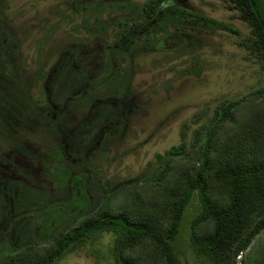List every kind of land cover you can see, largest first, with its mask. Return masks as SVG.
I'll use <instances>...</instances> for the list:
<instances>
[{
	"label": "rangeland",
	"instance_id": "374dc122",
	"mask_svg": "<svg viewBox=\"0 0 264 264\" xmlns=\"http://www.w3.org/2000/svg\"><path fill=\"white\" fill-rule=\"evenodd\" d=\"M5 1L3 15L11 23L18 40L20 63L17 75L20 82L28 80L27 75L33 78L32 72L40 68L45 75L50 67L54 71L53 64L63 51L71 53V58L75 59L67 70L64 68L69 77L74 76L73 79L68 77L75 82L74 90L82 89L84 83L87 87H103L96 77L105 71L102 60L109 54L114 56L115 65L125 63L124 72L129 70L131 73L124 94L107 95L101 89L91 105L80 107L68 103L62 120L57 118L48 130L30 126V123L23 127H15V123H11V137H5L0 131V149L18 152L12 157L17 161L10 167L20 175L19 178L29 181V184L19 182L21 187L18 192L26 184L31 195L36 197L41 193L48 199L41 203L44 207H39V210L31 208L30 213L44 209L50 214L55 210L63 213V221L51 233L67 228L97 208L117 211L136 203L148 204V199L158 192L156 181L150 178V174L162 163L159 155L179 142L182 127L185 128L187 150L173 156L167 173L163 174L167 179L181 170L193 171L196 167L193 158L196 146H191L196 137L198 141L209 138L211 153L215 152L213 139L224 140L236 127L234 132L237 136L246 137L244 129L228 119L221 122L214 119L216 112L220 114L222 103L246 96L231 113L244 122H250L252 118H257L259 111H264V69L254 56L248 54L241 42L249 33V25L237 15L238 8L232 5V0H172L179 8L191 10L192 14L188 15L189 11L181 14L174 12L171 16L160 13L152 21L153 29H147L146 34L141 29L139 35L129 36L125 51L112 46L107 53L105 43L113 38L111 23L97 31L83 24L95 18L109 21L110 17L119 14L128 17L130 14H123L128 12L127 8L140 7L144 0H128L130 3L124 9L120 3L124 0ZM260 3L264 6V0ZM144 5L147 7L148 3ZM198 12L203 17L198 18ZM6 50V46H0L2 53ZM51 80L54 81V75ZM37 81L31 88L35 96L43 90V78H37ZM92 108L109 109L108 118L103 119L99 129L87 133L79 146L69 144L70 132L75 134L70 131L69 125L80 117L85 119L93 111ZM213 125L214 129L207 132ZM53 130L61 131L64 135L61 138L66 140L53 136ZM74 137L81 138V134L77 133ZM60 142L68 149L64 157L58 154ZM65 166L76 173L78 180L75 183L80 187L85 185L86 203L81 201V195L78 196L80 198L75 197L74 182L69 186ZM6 171L9 170L0 172L2 186ZM2 192L0 187V194ZM12 199L0 197V217L3 207L7 213L10 208L13 209L12 203L26 200L24 196ZM200 208L201 203L194 194L184 210L174 240L181 264H208L194 254L189 239L190 219ZM32 216L45 224L42 214ZM0 225V243L7 239V234L11 239L16 237L14 229L17 225L8 226L6 232H2L4 223ZM31 225L28 221L20 230V237L11 242L14 248L27 239ZM210 226L211 222L204 220L196 225L194 231L200 234L209 230ZM10 228L14 231L11 232ZM96 237L94 241L67 252L54 264H111L108 259L109 235ZM263 250L264 227L237 258L252 261Z\"/></svg>",
	"mask_w": 264,
	"mask_h": 264
},
{
	"label": "trees",
	"instance_id": "16d2710c",
	"mask_svg": "<svg viewBox=\"0 0 264 264\" xmlns=\"http://www.w3.org/2000/svg\"><path fill=\"white\" fill-rule=\"evenodd\" d=\"M232 1V5L238 8L237 15L246 20L249 25V33L242 38L241 42L248 54L254 56L264 69V6L260 5L261 0ZM120 3L124 9L130 2L124 0ZM146 3H148L147 7L144 5ZM5 4V0H0V30H3L0 34V46L4 45L7 48L4 53L0 51V70H2L0 73V131H3L5 137L9 138L13 135L9 128L11 123H15V127H23L30 123V126L48 130L57 118L62 120L64 113L67 112L68 103L73 105L77 103L80 107H85L87 104H92L101 89L103 94L107 95L124 94L128 89L126 82L131 76L130 71L124 72L125 63L115 65L114 56L109 54L102 60L105 71L96 77L99 84H102V88L87 87L84 83L81 93L71 91L75 88V82L68 79L69 75L65 71L75 59H72L71 53L68 54L66 51H63L55 60L54 71L50 67L45 75L40 68L32 72L33 78L27 75L28 80L20 82L17 75L20 63L18 40L11 23L3 15ZM138 10H145V17L138 18V14H134ZM127 11L123 14H130L131 17L119 14L110 17L109 21H100L95 18L83 24L84 27L97 31L111 23L113 38L105 43L106 53L112 46H117L119 51H125L129 45V36L139 35L141 31L139 27L145 21H147L146 28L142 33L153 29V22L149 23L151 13L162 11L163 15L168 13L171 16L174 12L181 14L189 11L188 15L192 14L191 10L179 8L172 0H145L140 7H128ZM197 17L201 18L203 15L199 13ZM140 39L143 38L140 37ZM23 63L22 60V65ZM129 64L131 65V62ZM53 75L54 81L51 80ZM37 78L38 80L43 78V90L35 96L31 88L38 83ZM48 78H50V98L55 106L46 103L44 87L48 85ZM69 78L73 79L74 76ZM60 95L62 96L59 99ZM245 97L222 103L220 114L216 112L214 119L217 122L228 119L233 125L244 129L243 135L246 137H238L237 132H234L236 127L224 140L213 139L214 153H211L209 138L198 141L196 137L191 144L193 147L196 146L193 153L196 167L193 171L181 170L176 173V176L167 179L163 174L167 173L173 156L186 153L187 150L185 128L182 127L179 142L172 144L162 155H159L162 157V163L150 174V178L156 181L158 192L148 199V204L136 203L117 211L97 208L67 228L51 233L63 221V213L55 210L50 214L45 212L44 208L43 211L30 213L31 208L37 207L39 210V207H44L41 203L46 202L47 197L41 193L34 197L25 187L26 184H23V189L18 192L21 187L19 182L29 184V181L5 174L4 186L0 185L3 191L0 194L1 199L2 197L10 198V200L13 197L22 199L24 196L26 206H24L25 201L22 202V200V203L17 202L19 204L12 203L13 209L10 208L7 213L4 212V207L1 209L3 215L0 217V224L5 225L2 232H6L9 230L8 226L14 224L17 228L14 229L16 237L11 239L7 234V239L0 243V258L2 257L0 264H54L67 252L94 241L97 235L102 234L109 235L110 256L108 259L111 264H181L174 240L184 210L194 194L201 203V208L190 219L189 239L194 254L202 257L208 264H264V250L252 261H247L243 257L237 258L240 252L247 249L254 235L264 227V111H259L261 113H258L257 118H252L250 122L234 118L231 113ZM92 110L87 115L89 119L80 117L74 124L69 125L70 131L81 134V138H78L80 140L75 142L74 140L78 139L70 132L69 144L79 146L87 133L99 129L100 123L104 122L103 119L108 118L109 109L104 111L92 108ZM96 112L100 114L98 113L95 117ZM60 114L61 117H59ZM183 126H185L184 123ZM213 129L214 125L207 129V132ZM52 133L53 136L60 138L64 136L59 130H53ZM61 140L66 139L61 138ZM59 144V157H64L68 149L64 143ZM3 152L12 153L10 150L0 149L1 157ZM3 170L6 168L0 166L1 174ZM65 170L68 174L66 179L69 186H72L74 182L75 197L81 195V201L86 203L88 196L85 185L81 184L80 187L77 182L75 183L78 180L76 173H72L66 166ZM79 188L82 190L79 191ZM34 214H42L45 224L35 220L32 216ZM204 220L211 222L210 229L197 234L194 229ZM28 221H31L32 225L27 232V239L21 246L14 248L11 242L20 237V230ZM10 230L14 231L11 228ZM4 247L8 248L4 249Z\"/></svg>",
	"mask_w": 264,
	"mask_h": 264
},
{
	"label": "flooded vegetation",
	"instance_id": "af4514ba",
	"mask_svg": "<svg viewBox=\"0 0 264 264\" xmlns=\"http://www.w3.org/2000/svg\"><path fill=\"white\" fill-rule=\"evenodd\" d=\"M145 1V0H144ZM159 12V14L162 12V11H158ZM158 12H154V13H151V16H150V18H149V23H151L159 14H158ZM137 14H138V17H145V15H146V11L145 10H138V12H137ZM131 17V16H130ZM146 23H147V21H145L144 22V24H143V27H140L139 28V30H143V29H145L146 28ZM125 53V52H124ZM76 86V85H75ZM44 89H45V91H46V95H45V99L47 100V104H51L52 106H55V103H53V101L51 100V98H50V93H51V90H50V86L49 85H45V87H44ZM71 89H72V86H71ZM73 92H80L81 93V89L80 90H78V88H76L75 90L73 89L72 90ZM79 93V94H80ZM74 106H79L77 103L76 104H74ZM48 111V110H47ZM53 115L55 116V113H53ZM11 152L12 153H8V152H3V155L2 156H4V157H2V158H0V166H3L4 168H6V170H9L10 172L9 173H6V174H8V176H13V177H18V176H20L17 172H15L13 169L14 168H11L10 167V164L11 165H14V163L17 161V160H15L14 158H12V157H14V155L16 154V153H18L17 151H15V150H11ZM11 157V158H10ZM3 171H5V170H3ZM22 176V175H21ZM0 181H2V178H0Z\"/></svg>",
	"mask_w": 264,
	"mask_h": 264
}]
</instances>
